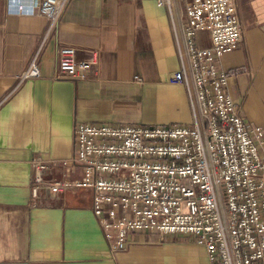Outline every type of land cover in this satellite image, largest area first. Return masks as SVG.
I'll return each mask as SVG.
<instances>
[{
	"label": "crops",
	"instance_id": "0c3cea01",
	"mask_svg": "<svg viewBox=\"0 0 264 264\" xmlns=\"http://www.w3.org/2000/svg\"><path fill=\"white\" fill-rule=\"evenodd\" d=\"M68 0L46 37L47 21L27 1L0 0V264H207L203 247L180 236L139 232L113 252L92 213V193L77 189L34 199L32 162L47 163L45 182L59 162L75 156L78 123L188 124L186 90L169 83L180 66L173 24L185 20L184 0ZM238 49L219 66L246 126L264 128V0H235ZM199 44L210 46L207 33ZM76 59L97 53L85 80L61 76L57 52ZM41 76L17 83L33 55ZM264 157V146L258 145ZM81 176L74 167L67 179Z\"/></svg>",
	"mask_w": 264,
	"mask_h": 264
},
{
	"label": "built area",
	"instance_id": "2783aa9c",
	"mask_svg": "<svg viewBox=\"0 0 264 264\" xmlns=\"http://www.w3.org/2000/svg\"><path fill=\"white\" fill-rule=\"evenodd\" d=\"M15 12L32 11L47 21V37L68 0H16ZM169 7V0H156ZM185 20L173 24L179 68L169 83L183 87L188 124L110 125L78 123L75 156L59 162L58 178L45 182L47 163L32 162L30 195L52 196L83 189L92 193V213L113 252L126 249L132 233L180 236L203 247L207 264H264V128L246 126L227 92L219 60L238 49L235 0H184ZM207 33L210 46L199 44ZM33 55L17 83L41 72ZM61 76L85 80L97 53L76 59L71 47L57 52ZM79 167V179L67 173Z\"/></svg>",
	"mask_w": 264,
	"mask_h": 264
}]
</instances>
